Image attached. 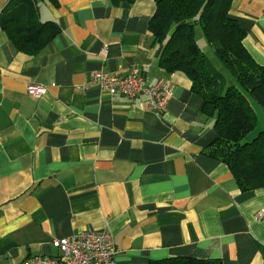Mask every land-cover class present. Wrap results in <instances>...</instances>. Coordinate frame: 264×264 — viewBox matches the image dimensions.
<instances>
[{"label": "crops", "instance_id": "crops-1", "mask_svg": "<svg viewBox=\"0 0 264 264\" xmlns=\"http://www.w3.org/2000/svg\"><path fill=\"white\" fill-rule=\"evenodd\" d=\"M40 7L60 32L39 53L19 51L0 27V264L57 256L53 238L84 230L112 235L115 264L169 256L264 264V214L256 216L264 186L242 191L205 153L217 137L213 119L186 75L158 65L161 46L148 33L154 0ZM230 13L264 65V0H233ZM134 68L149 85L176 84L163 110L143 94L109 96L92 80ZM30 83L46 91L33 96ZM254 111L264 131V109Z\"/></svg>", "mask_w": 264, "mask_h": 264}, {"label": "trees", "instance_id": "trees-1", "mask_svg": "<svg viewBox=\"0 0 264 264\" xmlns=\"http://www.w3.org/2000/svg\"><path fill=\"white\" fill-rule=\"evenodd\" d=\"M57 0H7L0 27L15 47L39 53L59 32L54 20L40 19L39 3ZM118 5L135 0H111ZM233 0H154L148 23L152 44L160 45L158 65L164 73L181 72L202 99L201 113L213 119L217 137L205 153L224 162L238 187L264 186V131L250 141L244 137L257 127L253 99L264 109V65L245 47L246 30L232 17ZM196 26L213 47L214 60L196 41ZM148 264H222L220 258L169 256Z\"/></svg>", "mask_w": 264, "mask_h": 264}, {"label": "built area", "instance_id": "built-area-1", "mask_svg": "<svg viewBox=\"0 0 264 264\" xmlns=\"http://www.w3.org/2000/svg\"><path fill=\"white\" fill-rule=\"evenodd\" d=\"M92 80L109 96L122 94L135 98L143 94L147 106L155 111L165 108L176 87L168 78H160L149 85L146 77L137 68L120 77L95 71ZM26 91L38 97L46 91V87L43 84L30 83L26 86ZM263 214L264 210L259 211L256 216ZM51 244L57 248L59 255H37L30 257L23 264H115V243L112 235L106 230H84L69 237H55Z\"/></svg>", "mask_w": 264, "mask_h": 264}, {"label": "rangeland", "instance_id": "rangeland-1", "mask_svg": "<svg viewBox=\"0 0 264 264\" xmlns=\"http://www.w3.org/2000/svg\"><path fill=\"white\" fill-rule=\"evenodd\" d=\"M40 7V3H39ZM41 8V7H40ZM41 19L43 18V15H40ZM196 41L199 44L200 48L207 54V56L211 59L214 60V55H213V47L211 44L206 41L205 37L202 34L201 28L199 26H196ZM250 103L252 106L257 109V106H260L258 103H256L253 99H250ZM261 107V106H260ZM259 131L257 129H254L250 133L244 137L242 141H250Z\"/></svg>", "mask_w": 264, "mask_h": 264}]
</instances>
